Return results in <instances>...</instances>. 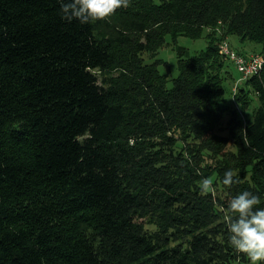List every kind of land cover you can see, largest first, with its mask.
I'll return each instance as SVG.
<instances>
[{
	"label": "trees",
	"instance_id": "trees-1",
	"mask_svg": "<svg viewBox=\"0 0 264 264\" xmlns=\"http://www.w3.org/2000/svg\"><path fill=\"white\" fill-rule=\"evenodd\" d=\"M59 8L0 0V264L249 263L224 217L240 191L264 206V65L237 86L239 104L249 87L263 103L243 122L222 105L232 65L219 43L236 36L264 57V0H129L114 12L130 15L124 32ZM179 36L207 44L176 46L170 87L151 69L125 88L100 83L115 47ZM229 168L238 182L225 186ZM203 177L215 192H200Z\"/></svg>",
	"mask_w": 264,
	"mask_h": 264
},
{
	"label": "rangeland",
	"instance_id": "rangeland-1",
	"mask_svg": "<svg viewBox=\"0 0 264 264\" xmlns=\"http://www.w3.org/2000/svg\"><path fill=\"white\" fill-rule=\"evenodd\" d=\"M159 2V0H154ZM132 11V10H129ZM130 16L124 9L123 13L119 11L115 14H112L108 17L109 24L112 25L115 32L123 31L121 26L123 19ZM216 34L219 35V30H216ZM103 32V31H101ZM112 34V29H107L105 31V36L114 38ZM134 39L140 42L143 41V38L140 35L133 34ZM227 41L234 49L239 50L245 54L258 53L263 50L259 45L246 42L243 44L239 41L236 36H230L223 39ZM166 44L164 43L157 50H143L141 52L136 51V49H131L127 46L125 47H115V55L112 65L99 75L100 83L110 86L114 89H121L128 87L133 84V81H138V74L149 73L150 69L157 72L161 77L160 81L166 86H171V81L178 74L177 70V52L176 46L182 47L187 50L190 54H196L204 50L207 44V41L204 38L200 39H190L184 36H179L176 40V44L173 45L170 37H166ZM220 44V43H219ZM226 74L224 75L225 83L224 87L226 94L224 95V103L222 104L227 110L235 109L239 113L243 122H247L253 116L255 110L260 107L263 103L259 98V94L252 87L248 88V95H246V106L244 107L241 103L239 104L236 99V91L234 80L240 77L239 73L233 66H227ZM134 74V76L132 75ZM234 80H233V78ZM138 97V96H136ZM227 118V112L221 118L219 125L224 126V122ZM225 134V133H223ZM247 264H250L247 263Z\"/></svg>",
	"mask_w": 264,
	"mask_h": 264
},
{
	"label": "clouds",
	"instance_id": "clouds-1",
	"mask_svg": "<svg viewBox=\"0 0 264 264\" xmlns=\"http://www.w3.org/2000/svg\"><path fill=\"white\" fill-rule=\"evenodd\" d=\"M129 0H58L62 18L68 22L88 24L114 14L127 7ZM225 186L238 182L237 172L227 169L220 181ZM201 193L215 192L216 186L211 177H203ZM227 241L238 254L246 256L250 264H264V206L260 196L244 190L232 195L225 208Z\"/></svg>",
	"mask_w": 264,
	"mask_h": 264
},
{
	"label": "built area",
	"instance_id": "built-area-1",
	"mask_svg": "<svg viewBox=\"0 0 264 264\" xmlns=\"http://www.w3.org/2000/svg\"><path fill=\"white\" fill-rule=\"evenodd\" d=\"M219 53L226 61L231 63L240 75L235 82L236 88L243 81L254 76H260L264 65L263 55L258 53L241 55L237 53L227 41H222L219 44Z\"/></svg>",
	"mask_w": 264,
	"mask_h": 264
},
{
	"label": "crops",
	"instance_id": "crops-1",
	"mask_svg": "<svg viewBox=\"0 0 264 264\" xmlns=\"http://www.w3.org/2000/svg\"><path fill=\"white\" fill-rule=\"evenodd\" d=\"M243 44H245V43H243ZM248 54H250V52Z\"/></svg>",
	"mask_w": 264,
	"mask_h": 264
}]
</instances>
